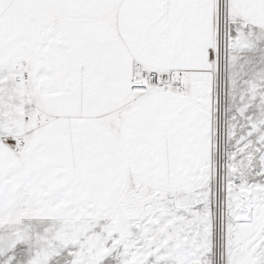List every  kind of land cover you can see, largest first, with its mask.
<instances>
[{"label": "snow or ice", "instance_id": "snow-or-ice-1", "mask_svg": "<svg viewBox=\"0 0 264 264\" xmlns=\"http://www.w3.org/2000/svg\"><path fill=\"white\" fill-rule=\"evenodd\" d=\"M0 264H264V0H0Z\"/></svg>", "mask_w": 264, "mask_h": 264}]
</instances>
